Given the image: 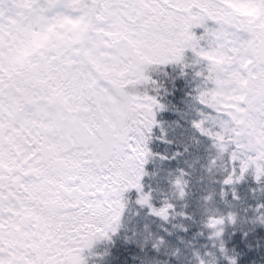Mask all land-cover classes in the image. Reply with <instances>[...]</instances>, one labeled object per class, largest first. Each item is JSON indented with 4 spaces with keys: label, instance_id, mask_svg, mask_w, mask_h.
Here are the masks:
<instances>
[{
    "label": "snow or ice",
    "instance_id": "snow-or-ice-1",
    "mask_svg": "<svg viewBox=\"0 0 264 264\" xmlns=\"http://www.w3.org/2000/svg\"><path fill=\"white\" fill-rule=\"evenodd\" d=\"M0 264H264V0H0Z\"/></svg>",
    "mask_w": 264,
    "mask_h": 264
}]
</instances>
